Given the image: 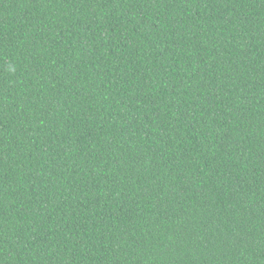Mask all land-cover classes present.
<instances>
[{"label": "trees", "instance_id": "16d2710c", "mask_svg": "<svg viewBox=\"0 0 264 264\" xmlns=\"http://www.w3.org/2000/svg\"><path fill=\"white\" fill-rule=\"evenodd\" d=\"M0 264H264V0H0Z\"/></svg>", "mask_w": 264, "mask_h": 264}]
</instances>
